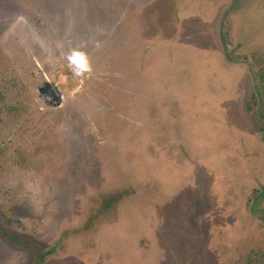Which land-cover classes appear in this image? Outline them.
Here are the masks:
<instances>
[{
  "label": "rangeland",
  "instance_id": "obj_1",
  "mask_svg": "<svg viewBox=\"0 0 264 264\" xmlns=\"http://www.w3.org/2000/svg\"><path fill=\"white\" fill-rule=\"evenodd\" d=\"M261 70L264 0H0V264H264Z\"/></svg>",
  "mask_w": 264,
  "mask_h": 264
},
{
  "label": "clouds",
  "instance_id": "obj_2",
  "mask_svg": "<svg viewBox=\"0 0 264 264\" xmlns=\"http://www.w3.org/2000/svg\"><path fill=\"white\" fill-rule=\"evenodd\" d=\"M96 47H100V44L97 42ZM74 77L80 78L81 83H83L88 75L92 73L93 68L91 64L90 57L88 54L80 49L73 48L70 50L66 57ZM80 92V87H76L73 90V95Z\"/></svg>",
  "mask_w": 264,
  "mask_h": 264
},
{
  "label": "trees",
  "instance_id": "obj_3",
  "mask_svg": "<svg viewBox=\"0 0 264 264\" xmlns=\"http://www.w3.org/2000/svg\"><path fill=\"white\" fill-rule=\"evenodd\" d=\"M230 60L232 61L231 57H230ZM255 90H256L257 102H258L261 114H263L262 118H263V121H264V70H261L260 73H259L258 81H256V83H255ZM121 195L116 194V195H112V197L109 196L108 203L111 204V203H114V202H120ZM103 207H105V208H101V209H106L105 205H103ZM97 219H98L97 215H95L93 217H90L89 220H88L87 226L88 227L91 226L92 222H96ZM0 234L2 236H4L7 240H9L12 244H14L15 246H19V247H24V246L27 247L28 246L27 244L22 243L20 241V239L12 236L10 234L4 233L3 230H0ZM44 257L45 256H43L42 259Z\"/></svg>",
  "mask_w": 264,
  "mask_h": 264
}]
</instances>
